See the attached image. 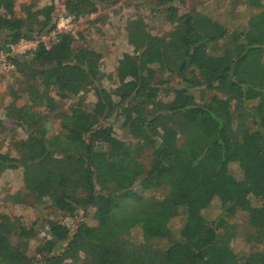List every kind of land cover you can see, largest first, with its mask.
<instances>
[{"label": "trees", "instance_id": "1", "mask_svg": "<svg viewBox=\"0 0 264 264\" xmlns=\"http://www.w3.org/2000/svg\"><path fill=\"white\" fill-rule=\"evenodd\" d=\"M111 1L62 7L75 21ZM150 1L172 26L151 34L141 18L126 20L131 53L120 55L108 90L98 53L55 30L52 4L23 5L16 17L14 0H0V53L21 85L19 94L9 90L4 116L25 134L11 142L14 155L0 144V175L19 169L24 196L61 215L89 209L93 222L69 229L45 219L35 258L27 254L32 223L0 214V264H264L263 249L233 252L227 220L242 212L244 243L264 246V0H244L256 11L231 30L199 11L178 15L182 0ZM48 32L47 45L9 52ZM86 89L89 105L77 97ZM64 98L74 99L60 111ZM117 120L128 140L113 137ZM157 188H165L160 197L150 193ZM18 196L9 198L24 203ZM213 198L220 210L205 220L200 210ZM178 216L182 235L173 236L167 222Z\"/></svg>", "mask_w": 264, "mask_h": 264}, {"label": "rangeland", "instance_id": "2", "mask_svg": "<svg viewBox=\"0 0 264 264\" xmlns=\"http://www.w3.org/2000/svg\"><path fill=\"white\" fill-rule=\"evenodd\" d=\"M64 0H14L13 11L16 17L21 16V9L23 5L29 3L33 4L35 8L42 5L52 4V18L56 23L60 17L64 16L63 4ZM182 5L178 6V15H182L186 11H199L208 15L213 20L222 24L226 30L240 28L244 26L246 19L251 13L256 10L247 6L244 0H182ZM153 3L150 0H113L108 3L101 4L96 12L90 13L84 17L77 18L72 22L68 32L77 43H82L98 53V66L101 72L100 85L105 89L113 88L116 84L114 77V70L116 63L122 53H131L130 46L125 42L124 22L130 18H141L145 23V29L151 34H160L168 31L171 28V23L165 19V14L161 11L152 10ZM2 11L0 10V14ZM57 24V23H56ZM60 29V26H58ZM52 39V32L42 34L36 40H30L33 44L36 41H41L47 45ZM218 46V45H217ZM7 56H5L6 58ZM4 58V57H3ZM2 58V59H3ZM4 58V59H5ZM1 62L4 61V59ZM0 62V144L1 150L9 152L14 155L11 150V142L22 140L25 134L18 128L11 126V122L4 116L5 106L10 101L8 95L9 90L14 89L19 94L21 85L12 70L3 69ZM8 63L7 61H5ZM170 86L176 85V78L174 76L169 78ZM190 93L197 98L198 93L195 89L190 90ZM208 92L203 93L206 97ZM82 97L83 102L87 105L93 102L94 97L91 89H86L78 93L77 97ZM75 98V97H74ZM74 98H64L58 105L60 111L64 110ZM26 102V98L16 101V105L20 106ZM110 122V120H108ZM112 135L114 138L125 141L128 140V135L125 128H121L120 122L111 121ZM147 154L143 151L140 156V161L143 167L147 166ZM228 170L235 178L239 177V171L233 163L228 165ZM152 195L160 197L165 193V188H157L152 190ZM12 195H19L25 200L24 203H17L9 198ZM15 200V199H14ZM220 210L219 202L213 198L210 203L200 210L201 216L205 220L213 219ZM89 209L85 212H76V215L69 216L59 214L46 207L43 203H36L30 196H24L21 181V171L5 170L0 175V214L7 215L20 223L30 226L34 229V235L29 239L27 254L31 257L36 255L33 248L39 244L44 238V221L45 219H54L61 225L69 229L81 222L86 225L93 224ZM235 225L234 236L229 241L230 246L235 254H241L251 249H263L264 246H252L250 243H244L243 238L246 232L244 224V214L236 212L228 219ZM181 218L174 217L169 219L167 226L173 236H178V232L182 235L183 227L181 225ZM182 227V228H181ZM181 230V231H180ZM128 238L131 241H138L140 239V232L137 226L129 230ZM159 243V242H158Z\"/></svg>", "mask_w": 264, "mask_h": 264}, {"label": "built area", "instance_id": "3", "mask_svg": "<svg viewBox=\"0 0 264 264\" xmlns=\"http://www.w3.org/2000/svg\"><path fill=\"white\" fill-rule=\"evenodd\" d=\"M73 21L74 19L71 16L64 15L60 17V19L56 22L57 24L55 23V30L56 31H68ZM58 26H60V29ZM33 45L34 44L30 40H20L15 45H9L8 49H9V52L13 54H24L27 51H29V49H31ZM6 55H8V53L7 54L0 53V62L3 57L5 58ZM1 63H2L1 65L3 66V69L7 70L11 68V65L6 63L5 59Z\"/></svg>", "mask_w": 264, "mask_h": 264}]
</instances>
